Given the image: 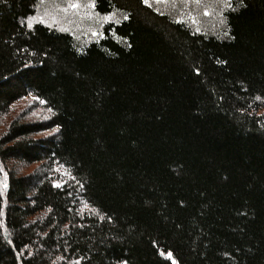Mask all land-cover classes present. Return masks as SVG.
Here are the masks:
<instances>
[{
    "label": "trees",
    "instance_id": "obj_1",
    "mask_svg": "<svg viewBox=\"0 0 264 264\" xmlns=\"http://www.w3.org/2000/svg\"><path fill=\"white\" fill-rule=\"evenodd\" d=\"M40 1L0 0V114L50 112L0 134V264H264V0H89L83 39Z\"/></svg>",
    "mask_w": 264,
    "mask_h": 264
},
{
    "label": "rangeland",
    "instance_id": "obj_2",
    "mask_svg": "<svg viewBox=\"0 0 264 264\" xmlns=\"http://www.w3.org/2000/svg\"><path fill=\"white\" fill-rule=\"evenodd\" d=\"M108 18L97 16L92 11L89 0H41L31 22L43 21L70 30L77 38L83 39L96 34L98 24ZM49 116V110L44 107L41 101L32 96L21 98L12 104L7 113L0 114V134L13 120L41 121ZM54 130V128L46 130L40 135L51 134ZM17 167L23 172H28L35 165L17 163ZM61 175L64 176L63 171Z\"/></svg>",
    "mask_w": 264,
    "mask_h": 264
},
{
    "label": "bare ground",
    "instance_id": "obj_3",
    "mask_svg": "<svg viewBox=\"0 0 264 264\" xmlns=\"http://www.w3.org/2000/svg\"><path fill=\"white\" fill-rule=\"evenodd\" d=\"M1 165V164H0Z\"/></svg>",
    "mask_w": 264,
    "mask_h": 264
}]
</instances>
